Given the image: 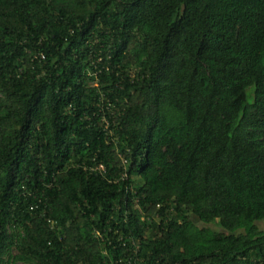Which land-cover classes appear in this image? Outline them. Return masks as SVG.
<instances>
[{
	"label": "trees",
	"instance_id": "16d2710c",
	"mask_svg": "<svg viewBox=\"0 0 264 264\" xmlns=\"http://www.w3.org/2000/svg\"><path fill=\"white\" fill-rule=\"evenodd\" d=\"M0 264H264V0H0Z\"/></svg>",
	"mask_w": 264,
	"mask_h": 264
},
{
	"label": "rangeland",
	"instance_id": "374dc122",
	"mask_svg": "<svg viewBox=\"0 0 264 264\" xmlns=\"http://www.w3.org/2000/svg\"><path fill=\"white\" fill-rule=\"evenodd\" d=\"M208 227L212 228V229L215 230V231H220L219 227H218L216 224H214V225H210V226H208ZM13 253H14V252H13Z\"/></svg>",
	"mask_w": 264,
	"mask_h": 264
},
{
	"label": "built area",
	"instance_id": "2783aa9c",
	"mask_svg": "<svg viewBox=\"0 0 264 264\" xmlns=\"http://www.w3.org/2000/svg\"><path fill=\"white\" fill-rule=\"evenodd\" d=\"M104 120V119H103ZM105 122L108 124V121H106L105 120ZM109 125V124H108ZM100 169L102 170V171H104V168L103 167H100Z\"/></svg>",
	"mask_w": 264,
	"mask_h": 264
}]
</instances>
